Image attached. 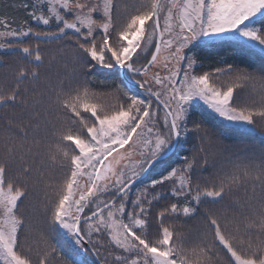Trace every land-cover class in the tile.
Wrapping results in <instances>:
<instances>
[{"label": "snow or ice", "instance_id": "6c2138e0", "mask_svg": "<svg viewBox=\"0 0 264 264\" xmlns=\"http://www.w3.org/2000/svg\"><path fill=\"white\" fill-rule=\"evenodd\" d=\"M23 7L35 27L0 20V50L18 60L12 82L0 81V109L20 108L29 120L17 125L23 141L6 142L0 157V264H52L57 257L56 264H85V254L100 258L106 246L110 251L99 264H264V147L258 160L210 179L198 176L217 140L264 136V67L259 79L223 60L225 67L205 71L198 55L228 46L264 60V0H32ZM122 10L125 19L118 23ZM53 43L61 46L41 47ZM0 66L10 67L3 55ZM41 70L47 74L44 91L35 87ZM100 70L118 74L122 82L108 95L118 100L122 94L126 102L106 104L104 96L76 83ZM220 76L231 82L217 86ZM258 83L259 102L237 103L238 89ZM203 113L220 122L218 133L197 118ZM53 114L58 124L49 118ZM42 125L54 129L51 142L27 145V129L39 132ZM193 141L198 143L188 149ZM135 155L140 159L132 163ZM54 167L67 168L59 184L47 175ZM38 185L46 189L48 223L68 251L44 241L34 260L24 253L31 225L22 209ZM249 185L252 196L238 213L206 214L210 231L190 248L175 228L163 226L171 216L194 218L205 204H220ZM172 198L176 202L157 213L153 239L152 209Z\"/></svg>", "mask_w": 264, "mask_h": 264}, {"label": "trees", "instance_id": "16d2710c", "mask_svg": "<svg viewBox=\"0 0 264 264\" xmlns=\"http://www.w3.org/2000/svg\"><path fill=\"white\" fill-rule=\"evenodd\" d=\"M32 3V0H0V20H7L12 24V27H22L27 21L29 25L35 27L32 24L31 18L27 15V10L23 5ZM129 4L136 3V0H128ZM128 11H131L129 8ZM125 19V12L122 10L119 16L118 23H123ZM4 29L0 28V31ZM54 30V29H49ZM115 40V37H113ZM1 39L0 42H3ZM112 42V41H110ZM26 43L34 44L35 41L26 40ZM61 45L59 43H53L50 45H41L42 48H47L48 50H56ZM69 59L71 58V49L68 50ZM0 55H3L4 62L10 67L0 66V81L7 78L8 83H11V71L18 66V60L12 55L5 54L3 50H0ZM198 55L202 58L205 71H211L215 67H225L224 63L221 61H226L227 63H232L235 66L246 67L250 72H252L257 79L261 75V68L264 67V60L261 59L259 55H247L239 56L235 53V50L231 47L225 46L217 49L211 54L206 52H199ZM42 71L41 81L35 86L38 90L44 91L47 87V74ZM68 71H71V64H69ZM221 82H224L221 87L226 86L231 82L229 76H220ZM122 81L119 79L117 73H109L108 70L94 71L92 75H81L76 83L82 84L88 87L91 91L104 96V98L111 97V93L115 92V86L120 84ZM31 91L33 85H28ZM136 92L143 96V91L140 89H135ZM239 93L237 98V103L240 104H250L253 101L259 102L260 100V85H256L253 89L251 86L246 87L244 90H237ZM234 93V96H237ZM122 100L126 99L122 94H117ZM51 120L58 124V118L56 115H51L49 117ZM197 118L206 119L208 126L214 131H220V122L212 121L208 119L207 113L198 114ZM9 121L14 123L10 126ZM29 123L27 115L20 108L15 109H0V157L6 154V142L10 143L11 140H15L16 144H20L23 141V137L20 135V129L17 127L19 124L27 125ZM54 129L50 125L47 130H45L42 125L39 132H34L32 129H27L28 139L26 144L30 145L33 139L41 140L43 143H49L52 140V131ZM198 141H193L187 147L191 149L194 144ZM249 146H255V152ZM264 147V136L256 133L253 136H238L231 135L229 138H221L215 142V147L213 153L209 158V163L206 166L207 170H201L198 176L202 179H210L214 174L223 175L233 169L234 165H243L247 163L250 159H259V149ZM67 173V168L54 167L50 168L47 175L52 181L59 184ZM148 183L147 180L143 184H137L135 188H141ZM45 187L44 185H38L36 189L32 191V195L22 209V212L29 218L31 225V230L28 234L27 241L25 245L38 246L40 250L45 247L44 241L47 244L57 247L58 249L63 246L65 252L68 251V245L65 243L64 237L60 235L59 232L50 227L48 223V218L44 210L45 202ZM158 192L169 193L170 188L157 189ZM49 193V197H51ZM252 196V187L249 185L246 189L241 188L239 191L233 193L232 196L225 198L220 204H205L201 209V214L195 216L194 218L188 219L184 217L176 218L174 216L168 217L163 221V226H169L176 229V233L181 237L184 242L185 248H190L194 246L199 240L205 238V233L210 231L207 228L206 214L212 213L217 216L228 215L229 217L233 213L239 212V206L244 203L246 198ZM260 198V188L259 185L256 186V199ZM170 202H176L175 198L171 200H163L152 209V216L150 221V234L153 239H157V231L160 227V221L157 219V213L163 206ZM30 240L32 243H30ZM34 241V242H33ZM36 244V245H35ZM37 251V252H38ZM104 251L108 252V248H104ZM36 252V254H37ZM24 253L29 255L27 249H24ZM36 255H32V257ZM223 256V253H221ZM85 264H98L96 263L94 257L91 261L82 257ZM56 259L53 260L52 264H56ZM100 260V259H99Z\"/></svg>", "mask_w": 264, "mask_h": 264}, {"label": "rangeland", "instance_id": "374dc122", "mask_svg": "<svg viewBox=\"0 0 264 264\" xmlns=\"http://www.w3.org/2000/svg\"><path fill=\"white\" fill-rule=\"evenodd\" d=\"M1 39H4V38H0V40ZM142 43V46H143V41L141 42ZM138 54H139V50H138ZM134 59H135V57H134ZM142 63H144V59H143V56H141V59H140V61L138 62V66H139V64H142ZM136 79H141V77H139V76H137L136 77ZM224 82H221V79H218V81H217V86H221L222 84H223ZM137 89V88H136ZM139 89V88H138ZM141 90V89H140ZM142 91V90H141ZM109 96V95H108ZM104 102L106 103V104H115V103H117V102H126V99H124V100H122L120 97H119V99L117 100L116 98H114L113 96H111V97H108V98H104ZM126 148L128 147V146H125ZM120 151L121 152H123V151H125V149H120ZM113 155H116L115 153L113 154ZM109 159H111V157L109 158ZM140 159V157L138 156V155H135V156H133L132 157V163H135L136 161H138ZM123 163H129V161H124ZM136 185H134L133 187H135ZM144 187V186H143ZM143 187H141V188H143ZM140 188V187H139ZM139 188H135V189H133V192H135L136 190H138ZM34 242V241H33ZM30 243H32V241L30 240ZM36 245V244H35ZM25 248L27 249V251H28V249L30 248L31 249V252H29V255H36L37 256V254H36V252L38 251V249H39V247L36 245V246H34V248H32V246L31 245H28V246H26L25 245ZM105 248H107V246L105 247ZM110 251V248H108V252ZM100 252H101V257L99 258V259H101L103 256H106V255H108V252H106V251H104V248H102V249H100ZM94 255L95 254H93V253H91V252H88L87 254H85L84 255V257H85V259H87V260H89V261H91V259H92V257H94ZM34 260L36 259L35 258V256H33L32 257ZM108 259H109V261L111 260V257L109 256L108 257ZM93 260H94V258H93ZM97 263V262H96ZM99 264V263H98Z\"/></svg>", "mask_w": 264, "mask_h": 264}, {"label": "water", "instance_id": "95a60500", "mask_svg": "<svg viewBox=\"0 0 264 264\" xmlns=\"http://www.w3.org/2000/svg\"><path fill=\"white\" fill-rule=\"evenodd\" d=\"M141 90H142V89H141ZM142 91H143V90H142ZM86 247H87V245H86ZM94 258H95L96 262L99 263V258H98L96 255H94Z\"/></svg>", "mask_w": 264, "mask_h": 264}]
</instances>
